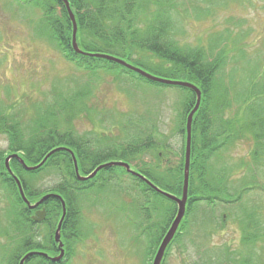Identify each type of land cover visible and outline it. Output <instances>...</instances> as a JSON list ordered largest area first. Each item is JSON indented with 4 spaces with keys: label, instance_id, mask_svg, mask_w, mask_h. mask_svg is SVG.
I'll return each mask as SVG.
<instances>
[{
    "label": "trees",
    "instance_id": "16d2710c",
    "mask_svg": "<svg viewBox=\"0 0 264 264\" xmlns=\"http://www.w3.org/2000/svg\"><path fill=\"white\" fill-rule=\"evenodd\" d=\"M25 1L34 2V6L43 11L44 17L40 24L48 39L59 46L70 62H74L87 73L92 76L100 72L110 73L114 74L116 79L127 76L150 87L166 86L150 81L115 62L77 54L72 47L73 25L61 0ZM69 2L78 24L77 42L80 50L91 55L102 54L121 58L154 76L192 83L202 92L201 104L192 123L187 211L162 264H166L171 247L197 223V218L194 223L191 222L197 207L201 206L206 215L202 225L199 224L197 227L204 228L210 236L212 232L224 227L223 221L218 224L215 217L218 208L237 204L241 207L242 213L240 222L242 243L247 248L245 253L237 254L226 247L227 249L215 256L210 255L207 260L198 264H256L257 258L262 261V254L259 253V256L257 254L258 244L264 242V230L260 226L255 209L247 208L244 198L257 189V176L262 174L258 172L264 171V67H257L258 70H253L249 76L241 77L237 83L234 77L238 71L237 67L231 70L229 80L222 78L228 54L232 53L233 61L242 54L241 50L238 51L241 46L238 45L239 41L232 40V50L229 52L226 51L227 46L220 49L219 45L224 40V38L221 40V36L215 38L208 48L181 45L175 22L178 0H69ZM57 8H60V15ZM231 37L232 32H229L228 41ZM242 55H247L246 51ZM175 88L188 95L183 103L185 114L181 116L178 127V133L186 141L187 119L196 105L197 95L191 89ZM92 92L88 84L78 86L75 91L64 95L61 102L57 93L53 103L34 107L36 114L29 125L22 124L25 122L18 116L6 114L4 109L0 110V132L8 139L9 151L18 154L19 157L10 161V167L21 180L29 201L34 204L45 195L59 194L66 202L67 217L61 231L62 240L67 248L66 259L72 253L71 239L80 237V201L86 197L87 192L97 186L98 179L101 178L100 187L111 183L118 176L114 172L115 168L121 167L103 169L93 180L80 182L76 177L72 156L66 151L55 153L36 171H27L21 160L26 165L34 167L51 151L68 148L77 158L81 175L89 176L99 166L109 163L111 157L117 158L118 161L115 162L129 164L132 170L142 174L162 191L176 197L183 195L185 145L181 152L180 164L173 167L162 166L164 157L169 153L168 141L159 134L160 138L156 142L154 127H148L143 118L129 116L123 121L114 122L111 137L102 136L95 131L89 135L75 131L72 125L75 119L92 116L89 104ZM240 141L251 143V151L249 159L242 158L237 165L242 175L236 187L233 186V168L228 172L216 167H219L217 162H220L221 155ZM146 155L154 157L157 163L152 160L146 162L143 159ZM5 159L6 157L0 154L1 182L8 190V200L15 206L14 219L11 222L14 228L21 230V236L13 241L18 247L10 252L9 257L7 256V264H19L25 255L36 250L37 252L53 250L57 256L60 251L55 243L54 234L62 216L60 201L56 198L46 201L41 207L46 209L47 219L41 224L34 222L30 217L32 211L23 202L14 179L8 173ZM132 162L136 164L133 165ZM49 167L61 170L62 181L46 192L35 191L34 178ZM222 167L225 168L226 165ZM121 169L124 174H128L124 168ZM128 175L147 199L152 197L157 199L152 204L153 220L150 214L146 216L148 222L146 221L143 230L148 241L146 264H152L156 251L175 218L177 204L150 188L139 178ZM166 202L167 209L164 207ZM38 226H44L50 231L47 246L38 239L39 232H36ZM0 237L9 240L11 235L8 230L3 234L0 231ZM25 264L57 263L42 256H32Z\"/></svg>",
    "mask_w": 264,
    "mask_h": 264
},
{
    "label": "rangeland",
    "instance_id": "374dc122",
    "mask_svg": "<svg viewBox=\"0 0 264 264\" xmlns=\"http://www.w3.org/2000/svg\"><path fill=\"white\" fill-rule=\"evenodd\" d=\"M178 4L175 22L181 45L208 48L215 38L221 36V40H224L219 45L220 49L227 46L226 51H231L232 40H236L241 45L238 51H242V54L246 51L247 55L239 53L236 61L231 60L232 53L228 54L222 78L229 80L231 70L237 67L234 76L237 83L241 77L251 75L257 67H264V0H178ZM56 10L60 15V8ZM43 17V11L35 7L34 2L0 0V110L18 116L25 122L22 124L29 125L36 114V105L53 103L57 93L61 102L64 95L88 84L93 90L88 100L92 116L78 117L72 122L77 133L89 135L95 131L111 137L114 122L123 121L129 116L141 117L148 127H154L156 142L161 134L168 141L169 153L164 157L162 166L180 164L186 141L178 133V127L181 116L185 114L183 103L188 95L173 86L150 87L127 76L116 79L114 74L103 72L92 76L70 62L59 46L48 39L41 29ZM229 32H232V37L228 41ZM250 151L251 143L240 141L225 151L220 162H217L219 167L216 169L229 172L233 168L234 185H231L238 186L242 172L238 171L237 165L242 158L249 159ZM0 154L6 158L13 155L9 151L8 139L2 132ZM143 159L157 163L150 155ZM115 161H118L117 158L111 157L109 162ZM114 172L118 176L111 183L100 187L101 178L98 179L97 186L80 201V237L71 239L72 253L63 264L147 263L148 241L143 230L148 222L146 216L150 214L153 220L152 204L157 199H147L123 169L115 168ZM259 173L262 174L257 176V189L244 199L247 208L255 209L264 230V171ZM34 179V190L46 192L60 184L63 173L49 167ZM229 182L232 183L231 180ZM7 191L2 186L0 175V231L3 234L8 230L11 235L9 240L0 237V264H7V256L18 247L13 241L21 236V230L14 228L11 222L15 206L8 200ZM167 205L166 202L165 209ZM240 209L239 204L219 207L215 217L218 224L223 221L224 227L212 230L214 232L208 236L204 228L197 227L206 217L202 207H197L191 222L194 223L197 218L198 224L195 223L171 247L166 264H198L226 247L243 255L247 248L242 243ZM36 232H39L38 239L47 246L49 229L38 226ZM40 252L50 257L56 256L53 250ZM259 253L262 254V261L257 258L256 264H264V242L258 244L257 256Z\"/></svg>",
    "mask_w": 264,
    "mask_h": 264
},
{
    "label": "water",
    "instance_id": "95a60500",
    "mask_svg": "<svg viewBox=\"0 0 264 264\" xmlns=\"http://www.w3.org/2000/svg\"><path fill=\"white\" fill-rule=\"evenodd\" d=\"M61 1L65 4V7L67 9V12L69 14V17H70L72 25H73L72 47H73V50L77 54L88 55L91 57H96V58H101V59H105L108 61H112V62H115L119 65L124 66L125 68H127L133 72L140 74L141 76L145 77L146 79H148L150 81L160 83V84H164V85L173 86V87H182V88H186V89H191L192 91H194L196 93V95H197L196 105H195L194 109L192 110V112L189 114L188 119H187V139H186V149H185L183 195L181 197H176L170 193L162 191L160 188H158L155 184H153L150 180H148L142 174L132 170L130 165L127 163H124V162H109L107 164H103V165L99 166L89 176H82L80 173L77 158H76L74 152H72V150H70L68 148H57V149L51 151L39 165L34 166V167H30V166L26 165L22 160H21V163L23 164L24 168L27 171H36L39 168H41L52 155H54L55 153L61 152V151H66V152L70 153L72 156V159L74 162V167H75L76 177L80 182H87L89 180L94 179L98 175V173L103 169L110 168V167H122V168H125V170L129 174L133 175L134 177L139 178L140 180L145 182L150 188H152L153 190H155L159 194H161L164 197L175 202L178 206L177 216L174 219L173 223L171 224L169 230L165 234L161 244L159 245V248L156 252V255H155L154 261H153V264H162L163 259H164L165 254H166V251H167L168 247L170 246V244L172 243V241L174 240V238H175V236L179 230V227H180V225H181V223H182V221L186 215V211H187L188 192H189V177H190L191 156H192V123H193L194 115L198 111L200 104H201L202 92L196 85H194L192 83L169 80V79H164V78L154 76V75L142 70L141 68H138V67H135V66L129 64L128 62L124 61L121 58L114 57L111 55H102V54L91 55V54H87V53L83 52L82 50H80L78 42H77L78 24L76 21L75 14L72 10L71 4H70L69 0H61ZM15 158L16 159L19 158L18 154H13V155H10L9 157H7L6 161H5V165H6V168L8 170V173L14 179V181L18 187L20 196H21L23 202L26 204L27 208L31 211H34V210L38 209L39 207H41L50 198H56L57 200L60 201V203L62 205V216H61V219L58 223L57 229L55 231V243L58 244V248L60 251L59 256L51 258L48 256V254H46L44 252H37V251L30 252L23 257V259L20 261V264H25L27 259L31 258L32 256H42L45 258H50V260L52 262H55V263L59 262L65 256V248H64V242L62 241L61 231L63 228V223L67 217L66 202H65L64 198L59 194H48V195H45L44 197H42L36 203L32 204L25 194L21 180L14 174V172L12 171V169L10 167V161L12 159H15ZM46 215H47V211L45 208H43L42 210H37L35 215L32 217V219L36 223H41L46 218Z\"/></svg>",
    "mask_w": 264,
    "mask_h": 264
},
{
    "label": "flooded vegetation",
    "instance_id": "af4514ba",
    "mask_svg": "<svg viewBox=\"0 0 264 264\" xmlns=\"http://www.w3.org/2000/svg\"><path fill=\"white\" fill-rule=\"evenodd\" d=\"M44 208V207H43ZM42 207H40V208H38V209H36V210H34V211H32V214L30 215V217H31V219H32V217L35 215V213H36V211L37 210H42L43 209ZM47 219V215H46V218L44 219V221L43 222H45V220ZM65 243V242H64ZM65 251H66V254H67V248H66V243H65ZM65 259H66V255H65ZM61 262L62 261H60V263H58V264H61Z\"/></svg>",
    "mask_w": 264,
    "mask_h": 264
}]
</instances>
